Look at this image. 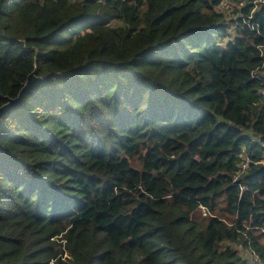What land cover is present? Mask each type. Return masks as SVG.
<instances>
[{"label":"trees","instance_id":"16d2710c","mask_svg":"<svg viewBox=\"0 0 264 264\" xmlns=\"http://www.w3.org/2000/svg\"><path fill=\"white\" fill-rule=\"evenodd\" d=\"M35 69L0 264H264V0H0V106Z\"/></svg>","mask_w":264,"mask_h":264},{"label":"water","instance_id":"95a60500","mask_svg":"<svg viewBox=\"0 0 264 264\" xmlns=\"http://www.w3.org/2000/svg\"><path fill=\"white\" fill-rule=\"evenodd\" d=\"M44 79V76H36V69L30 73L27 77V81L20 90L19 94L15 98L9 96H4L6 103L0 106V120L4 114L9 111L11 108L20 105L24 101V96L26 93L39 81Z\"/></svg>","mask_w":264,"mask_h":264},{"label":"built area","instance_id":"2783aa9c","mask_svg":"<svg viewBox=\"0 0 264 264\" xmlns=\"http://www.w3.org/2000/svg\"><path fill=\"white\" fill-rule=\"evenodd\" d=\"M242 160H243V162L246 164V163H249L250 162V159H249V156H244L243 158H242ZM245 164H243L242 162L238 165L239 167H240V169L241 170H244V168H245ZM256 255H255V260H256Z\"/></svg>","mask_w":264,"mask_h":264},{"label":"rangeland","instance_id":"374dc122","mask_svg":"<svg viewBox=\"0 0 264 264\" xmlns=\"http://www.w3.org/2000/svg\"><path fill=\"white\" fill-rule=\"evenodd\" d=\"M229 10H231V9H229ZM229 10H226V11H227V13L229 12Z\"/></svg>","mask_w":264,"mask_h":264}]
</instances>
